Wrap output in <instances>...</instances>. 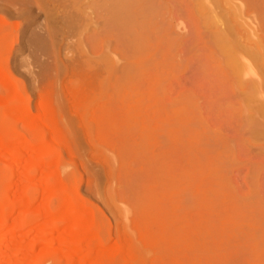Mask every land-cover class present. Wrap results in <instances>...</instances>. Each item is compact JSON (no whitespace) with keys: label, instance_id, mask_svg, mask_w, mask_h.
I'll return each mask as SVG.
<instances>
[{"label":"rangeland","instance_id":"1","mask_svg":"<svg viewBox=\"0 0 264 264\" xmlns=\"http://www.w3.org/2000/svg\"><path fill=\"white\" fill-rule=\"evenodd\" d=\"M126 1L0 0V264H264L249 79L193 0Z\"/></svg>","mask_w":264,"mask_h":264},{"label":"bare ground","instance_id":"2","mask_svg":"<svg viewBox=\"0 0 264 264\" xmlns=\"http://www.w3.org/2000/svg\"><path fill=\"white\" fill-rule=\"evenodd\" d=\"M193 1L195 2L194 5L196 4V8L198 12H200L205 17L208 24L213 26L214 42L216 43L217 47L220 48L219 50L221 51V53H223L226 66L230 70L232 75L234 76V79H236L237 84L241 86V90H244V88L242 87H245V80L249 79L250 96L249 95L247 96L246 95L247 93L244 92L245 93L244 96L247 97V99L246 97L244 98L247 100L246 107L247 108L253 107L254 113H256L258 117L264 120V37L260 36L259 32L256 31L250 23L247 24L246 22L243 21L242 9L238 5L233 3L234 1H231V0H219V1L217 0H193ZM125 2L127 1L126 0H114L113 5L116 6L117 8L119 7L121 3H124L122 6L125 7L126 6ZM122 6L120 5L121 8ZM120 9L119 11H116L117 9L116 10L114 9L116 11V12L114 11L115 17H117L118 15L122 16V14L124 13V12L120 13L122 12ZM124 9L125 8H123V10ZM119 16L117 18H120ZM247 20L248 19H246V21ZM241 97H243V95ZM255 104H257V106ZM261 130H262V127H261ZM259 131L257 130V132ZM260 134L262 133L260 132ZM43 150L44 149H42V151ZM46 153H42V154H46ZM34 186L36 187V185ZM46 196L48 198V195ZM45 206L43 210L45 209V212L49 213L47 212V206L46 207ZM62 210H66V207L65 209H62ZM24 211H25V208H24ZM44 213L42 211L43 215ZM59 214H62V213H59ZM63 214H65V216L66 215L68 216L67 213L63 212ZM60 216L61 215H58V217ZM69 217H68V220H71ZM56 218L57 217H55V219ZM57 219L59 220V218ZM78 219L79 218L77 217H73L71 222L68 221V223L70 222V227H78L79 229L78 228L77 229L79 231L81 228V231L80 232L78 231V233H74L73 230L68 228L67 230H69L71 234H69V232L67 231L65 232V234L68 233L67 236L69 235L68 239L71 241V244L73 245V248L71 249V251L74 252L75 256H77L80 251L79 242L82 243V241L85 242L86 239L88 240L87 238L88 236H86L87 234L85 235L82 230V229H85L84 228L85 226L82 225L83 222H80ZM5 226H6V217L4 214H2L0 215V232L1 230L5 228ZM67 236H65L66 239L63 237V239H65V240L62 239L64 242L68 240ZM60 245L62 246V244ZM249 264H254V263L250 262Z\"/></svg>","mask_w":264,"mask_h":264}]
</instances>
